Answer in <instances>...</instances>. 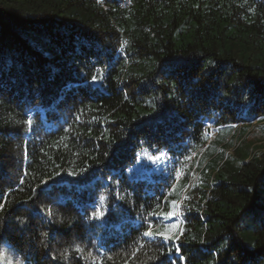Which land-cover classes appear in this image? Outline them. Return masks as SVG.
Segmentation results:
<instances>
[{
	"label": "trees",
	"instance_id": "obj_1",
	"mask_svg": "<svg viewBox=\"0 0 264 264\" xmlns=\"http://www.w3.org/2000/svg\"><path fill=\"white\" fill-rule=\"evenodd\" d=\"M254 121L264 0H0V255L264 264V155L242 138ZM163 149L175 184L129 171ZM172 200L180 218L163 215ZM173 224L167 247L144 236Z\"/></svg>",
	"mask_w": 264,
	"mask_h": 264
},
{
	"label": "rangeland",
	"instance_id": "obj_2",
	"mask_svg": "<svg viewBox=\"0 0 264 264\" xmlns=\"http://www.w3.org/2000/svg\"><path fill=\"white\" fill-rule=\"evenodd\" d=\"M263 124L264 123H262V122L254 121L252 124H250V128H249L247 134L242 137V138H246L248 141H253L255 143V145L258 146V148H256V150L260 151L261 155H264V147H262V148L259 147L261 144L264 143V129L261 127V125H263ZM243 126H244L243 122H240V121L236 122L233 125V131L230 132V134H229L230 135L229 138L231 136H233V134H235V136H238L237 141H236L237 144L239 142V138H241V137H239V134H240V129L243 128ZM207 129L210 130L208 133L211 134V140H214L218 134V128L215 125L214 120L207 122ZM232 150H233V148L230 149V151H232ZM202 153H204V150L202 152H200V154L198 152H195L192 156L191 161H194V158H196V162H198ZM190 165H191V163H189V166ZM185 168H187V167H185ZM153 169L154 170H160L161 172L168 174V176H171V180H172L173 184L178 182L183 175L182 169L178 166H175L172 156L169 154V152L167 150H164V149L160 150V151L144 150L143 152L140 153V156H139L137 163L135 165L131 166L129 168V171L132 173H135V172L153 170ZM197 173H198V170H197V167L195 165V167L193 168V170L191 172L190 183H193L196 180ZM101 212H103L104 215L106 214L105 209H102ZM173 217L180 218V211L178 213H176V215ZM177 227H178V225L176 224V228H174L173 231H171V232L173 233L177 229ZM4 257H5V254L0 255L1 264H9V263L14 264V263H16L14 260H10V258H8L9 261L7 262L4 259ZM18 264H20V263H18Z\"/></svg>",
	"mask_w": 264,
	"mask_h": 264
},
{
	"label": "snow or ice",
	"instance_id": "obj_3",
	"mask_svg": "<svg viewBox=\"0 0 264 264\" xmlns=\"http://www.w3.org/2000/svg\"><path fill=\"white\" fill-rule=\"evenodd\" d=\"M124 43L127 44L128 42L125 41ZM92 79L95 80V79H97V77L96 76H93ZM176 204H177V201L172 200L171 201L172 210L163 213V215L166 216V217H173V216H175L176 215V210H175ZM93 207H95V205H93ZM92 215L93 216H96V217H100V216H103L104 213L103 212H99V213H93ZM143 226H144L143 221H141V227H143ZM171 228H176V225H174V224L171 225ZM45 235H48V233H45ZM144 236L145 237H148V238H153V239L159 237L160 238V243L161 244H164L165 247H167V242H172V241H178V240H180V235L173 234L170 230H166L164 232H158V233H153L151 230H148V231L144 232ZM168 251L171 252V251H173V249H170L169 248ZM175 251H179V245H176ZM167 259L171 260L172 257L171 256H168Z\"/></svg>",
	"mask_w": 264,
	"mask_h": 264
},
{
	"label": "water",
	"instance_id": "obj_4",
	"mask_svg": "<svg viewBox=\"0 0 264 264\" xmlns=\"http://www.w3.org/2000/svg\"><path fill=\"white\" fill-rule=\"evenodd\" d=\"M207 131L209 132L210 130H209V129H207Z\"/></svg>",
	"mask_w": 264,
	"mask_h": 264
}]
</instances>
